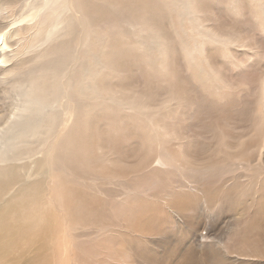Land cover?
<instances>
[{"label":"bare ground","instance_id":"obj_1","mask_svg":"<svg viewBox=\"0 0 264 264\" xmlns=\"http://www.w3.org/2000/svg\"><path fill=\"white\" fill-rule=\"evenodd\" d=\"M28 1L0 0V264H264V76L222 75L209 53L264 61L243 30H264V0ZM227 198L245 211L214 240Z\"/></svg>","mask_w":264,"mask_h":264},{"label":"rangeland","instance_id":"obj_2","mask_svg":"<svg viewBox=\"0 0 264 264\" xmlns=\"http://www.w3.org/2000/svg\"><path fill=\"white\" fill-rule=\"evenodd\" d=\"M19 2H22L23 0H18ZM32 0H29L28 2H31ZM18 4V3H17ZM222 4V5H221ZM18 5H20V3L18 4ZM169 5H173V3H170ZM224 4L223 3H220V4H218V5H213L214 7H215V9H216V11L219 13V15H220V17L222 18V19H225L226 21H228V20H230V21H232V19L234 20L235 19V16L232 14V10H231V8H230V5H227V6H223ZM221 6H223V7H221ZM18 7V6H17ZM172 7V6H171ZM225 7V8H224ZM227 8V9H226ZM223 11H221V10ZM253 9H254V11H255V13H256V16L255 17H258V20H257V23H262L263 25H264V20H263V18H262V13H261V10H259V8H258V6L254 3V5H253ZM221 11V12H220ZM17 12L19 13H21L22 12V10H20V8H18V10H17ZM19 13V14H20ZM252 12H249V14H251ZM177 13L175 12V14L173 13L172 14V20H173V24H174V26H175V28H176V30H177V32H178V34H179V36L184 40V42H186L187 44H188V46H189V48H190V50H192V52H193V49L195 48L194 46H195V44H199V38L195 35H193V34H191L192 33V29H190V26H189V23L185 20L184 21V23L181 25L180 23H178L179 21H178V19H177V15H176ZM252 14H254V12L252 13ZM232 18V19H231ZM253 19V20H252ZM254 19L255 18H251V19H249L248 21L250 22V23H255L254 22ZM235 20H237V22L239 21L238 20V18L237 19H235ZM244 21V20H243ZM245 21H247V20H245ZM245 21L244 22H239V24L241 25V24H248V22L247 23H245ZM229 22V21H228ZM244 27L246 28V26L244 25ZM9 28L10 27H8V29L6 28V30H9ZM243 29V30H245V32L242 30V29H235V30H239V31H242V32H244V34H246V35H250V36H252L253 35V38L255 37L254 35H256L257 37H255L253 40H255L254 42H256L257 44H260V46H262V45H264V30L263 29H256L255 27V30H254V28L253 29ZM259 31H260V33H259ZM247 32H248V34H247ZM253 32V33H252ZM262 32H263V34H262ZM249 33H251V34H249ZM255 33V34H254ZM186 34V35H185ZM259 39V40H258ZM262 39V40H261ZM195 40V41H194ZM197 42V43H196ZM253 42V43H254ZM262 44V45H261ZM253 45H256L255 43L253 44ZM262 47H264V46H262ZM12 49V48H11ZM10 49V50H11ZM233 49H235V48H233ZM255 49H257L258 51H259V49H260V47L258 46V48H257V46L255 47ZM211 50V51H210ZM210 50H209V53H210V55H211V57H212V63H213V66L215 67V68H217V70H219V69H222L221 71L219 70V72L222 74V75H225L226 74V76H231V77H235V76H241V73H243L244 75H251L252 73H254V74H256V78H260V76H261V74H263V76H264V68H262L263 67V65H264V61L262 60L261 61V59L259 58V59H257V58H255L254 59V57L252 58L251 56V58L249 57V59H251V60H249L248 59V56L250 55H248V56H246V53H244V51H241V50H239V49H235V51L233 50V51H228L227 49L225 50V49H223V48H221V47H218V46H213L212 48H210ZM262 49H260V51H261ZM264 50V49H263ZM160 51H158V53H153V56L148 60V61H151V62H156V64H157V66H163L164 65V67H168V65L167 64H164V63H162V61L161 60H158V57H161V55H160V53H159ZM262 52H264V51H262ZM214 54V55H213ZM235 56V57H234ZM213 57L215 58V59H213ZM245 59V60H244ZM198 60L199 61H201L202 62V64H201V66H202V68H203V71L205 70V72H208L209 70H208V67H207V65L205 64V62L204 61H202L203 59H202V56L200 57H198ZM245 62H244V61ZM248 60V61H247ZM214 61H215V63H214ZM240 61H241V63H240ZM253 62H254V64H253ZM263 62V63H262ZM148 63H150V62H148ZM245 63V64H244ZM248 63V64H247ZM257 63V65H258V67H256L255 66V64ZM153 64L154 63H150V66H153ZM245 66L246 65V67H244L243 65ZM243 66V68H245V70H242V68L240 67V66ZM249 65V66H248ZM250 65L252 66V67H256V68H253V69H256V70H253L252 69V67H250ZM261 66V67H260ZM220 67V68H219ZM226 68V69H225ZM239 68H241V69H239ZM260 68H262L261 70L262 71H260ZM252 69V70H251ZM229 70V71H228ZM239 70V71H238ZM246 70H248V71H246ZM240 71H241V73H240ZM244 71V72H243ZM256 71V72H255ZM230 72H231V74H230ZM249 72H251V73H249ZM261 72H263V73H261ZM249 73V74H248ZM220 74V75H221ZM242 74V75H243ZM221 75V76H222ZM258 75V76H257ZM191 76L192 77H195L196 76V73L195 72H191ZM252 76V75H251ZM206 78H207V76H206ZM198 83H200L199 81H198ZM201 84V86H202V88H200V91L204 94V101H202L203 103H205V104H213V110H214V112H222L223 114H225L226 116H227V113H229V111H235V109L234 108H231V106H229V107H224V106H228L231 102H233L234 101V93H233V91L230 89V90H227V89H221V91L220 90H217V91H215L214 90V87L215 86H217L216 85V83L215 82H213V87H211V88H208L209 87V85L208 84H205V83H200ZM205 84V85H204ZM225 91V92H224ZM233 105H235V104H233ZM171 107L172 106H168V112L170 113L171 112ZM216 108V109H215ZM218 109V110H217ZM178 110H180V108L179 109H177V111ZM217 110V111H216ZM220 110V111H219ZM177 113H179V112H177ZM129 114H131V113H129ZM173 114V113H172ZM180 114V113H179ZM190 121H192L191 119L188 121L189 123H187V124H191L190 123ZM186 124V125H187ZM260 143H261V145H262V142L260 141ZM260 144H259V147H258V149H259V151H260V155L262 154V156H260L259 155V151H258V149H253L251 152H250V155H252L253 156V154H254V158H253V161L254 160H257V161H255V162H251V164L253 165L252 166V171L251 172H253V171H258V170H263V172H262V170L261 171H259V172H257V173H259V174H261V178H262V175L264 174V147L263 146H261ZM261 147H263V149L261 148ZM261 149V150H260ZM254 151V152H253ZM262 152V153H261ZM258 153V154H257ZM257 155V157H256V155ZM259 157V159L261 160L262 159V161H260L259 159H257ZM252 158L250 159L251 161H252ZM259 161V162H258ZM258 162V163H257ZM260 162H262V165L260 164ZM254 163H256L257 164V166L254 164ZM254 165H255V167H254ZM262 166V167H261ZM260 169H259V168ZM253 168H255V170H253ZM255 172H253V173H255ZM264 176V175H263ZM34 177H37V176H34ZM40 179V177H37L35 180H39ZM226 190H228V189H226ZM229 198H227L226 200H224V202L222 203V204H220V206L218 205V206H216L215 207V210L216 209H218L217 211L218 212H215V210H214V212H213V221H214V224H216V228H217V232H216V234H215V237H214V240H218V239H224L225 237H226V235L228 234V233H233L234 232V229H232L231 231H229L228 229H229V223H231L232 221H233V223L236 221L235 220V218L236 219H238V218H240L243 214H244V211H245V209L243 208V205H241L240 206V208H239V205H238V203H236L235 202V204L233 203V200H231V199H229ZM230 200H231V202H230ZM231 204V205H230ZM233 204V205H232ZM235 205V206H234ZM224 206H225V208H224ZM236 206L238 207L237 209H236ZM244 206H245V204H244ZM251 206V205H250ZM197 207H198V205H197ZM224 208L223 210L224 211H222V209L221 208ZM231 207H232V210H231ZM235 208V211L233 210L234 208ZM254 209H255V205L253 204V206H251V207H249L248 209H247V211H248V213L250 214V216L248 217V219H250L251 218V215H252V213L254 212ZM242 210V211H241ZM222 211V212H221ZM232 211V212H231ZM220 212H221V214H220ZM225 212V213H224ZM235 212V213H234ZM200 213V214H199ZM199 213H196V215H195V220L194 221H197V218L198 219H203V213L202 212H200L199 211ZM217 213V214H216ZM233 213V214H232ZM200 215V217H199V215ZM215 214H216V216H215ZM235 214V215H234ZM218 215H219V217H218ZM202 216V217H201ZM235 218H234V217ZM227 219H226V218ZM232 217V218H231ZM215 218H216V220H218V221H215ZM219 218V219H218ZM229 218H230V220H229ZM234 219V220H233ZM224 220H225V223H224ZM228 220V221H227ZM231 221V222H230ZM228 224H227V223ZM224 225V226H223ZM219 226V227H218ZM222 226V227H221ZM228 229H227V228ZM232 228H234V227H232ZM226 229V230H225ZM219 230H221V231H219ZM205 232H203V234H204ZM220 233H221V235H220ZM213 235V234H212ZM218 235V236H217ZM220 236V237H219ZM217 252V251H216ZM8 260V258L6 259V261Z\"/></svg>","mask_w":264,"mask_h":264}]
</instances>
